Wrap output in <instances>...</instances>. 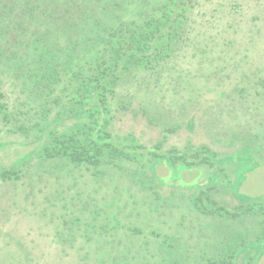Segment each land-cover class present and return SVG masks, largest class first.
<instances>
[{"label": "rangeland", "instance_id": "rangeland-1", "mask_svg": "<svg viewBox=\"0 0 264 264\" xmlns=\"http://www.w3.org/2000/svg\"><path fill=\"white\" fill-rule=\"evenodd\" d=\"M176 56L160 74H139L127 87L130 109L116 111L112 125L149 148L162 141L155 161L166 164L154 169L144 157L148 166H109L97 178L84 165L44 159L41 137L0 123V264H157L164 242L183 264L223 248L235 251L234 264H264V44L228 54L190 43ZM171 149L189 161L216 156L187 166L161 155ZM6 169L19 177H2ZM202 192L204 212L194 201Z\"/></svg>", "mask_w": 264, "mask_h": 264}, {"label": "trees", "instance_id": "trees-1", "mask_svg": "<svg viewBox=\"0 0 264 264\" xmlns=\"http://www.w3.org/2000/svg\"><path fill=\"white\" fill-rule=\"evenodd\" d=\"M190 43L220 46L228 54L264 44V0H0V123L26 139L41 137L44 159L84 165L97 178L109 166L124 163L130 170L144 164V157L151 169L166 164L155 161L162 141L149 148L134 133L114 134L112 125L116 111L130 109L127 87L139 74H160ZM169 151L161 155L187 166L199 157L204 160L197 162L213 165L216 156L207 150L190 162L186 153ZM136 172L140 182L145 170ZM19 175V169L1 174ZM194 199L204 212V193ZM241 210L225 212L236 216ZM108 227L106 222L105 232ZM150 235L161 237L154 230ZM164 243L157 264H183L184 257L172 254V243ZM223 249L194 262L234 264L235 251Z\"/></svg>", "mask_w": 264, "mask_h": 264}]
</instances>
